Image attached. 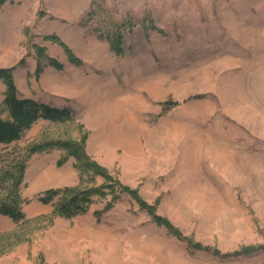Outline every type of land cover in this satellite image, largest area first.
<instances>
[{"label":"rangeland","instance_id":"obj_1","mask_svg":"<svg viewBox=\"0 0 264 264\" xmlns=\"http://www.w3.org/2000/svg\"><path fill=\"white\" fill-rule=\"evenodd\" d=\"M83 1L80 13L56 11L57 0L26 3V14L17 1L0 7V68L20 62L21 96L74 111L0 144V161L84 133L90 158L175 231L127 194L99 219L109 198L83 215L55 214L38 194L103 180L80 176L73 158L58 166L53 149L27 161L24 220L0 216V264H264V0ZM35 45L61 67L36 75ZM4 89L0 81V103ZM166 100L179 105L163 113Z\"/></svg>","mask_w":264,"mask_h":264},{"label":"trees","instance_id":"obj_2","mask_svg":"<svg viewBox=\"0 0 264 264\" xmlns=\"http://www.w3.org/2000/svg\"><path fill=\"white\" fill-rule=\"evenodd\" d=\"M7 1L9 0H0V7ZM44 39L59 44L71 63H80L72 49L57 35L48 34L44 36ZM109 42L110 48L115 54L120 55L123 52V42L120 34L112 35ZM34 49L38 60L35 69L36 75L41 72L45 65H52L56 69L61 67L56 59L46 54L43 47L35 45ZM18 65H20V62L9 67L0 68V81L5 86L3 99L0 103V144H11L19 140L25 132L40 120L64 123L74 118V111L69 106H53L30 97L21 96L13 77L14 70ZM160 105L163 113H166L178 106L179 101L166 100ZM2 112L6 114L5 117L1 115ZM85 142L86 134L84 133L76 139H46L29 144L23 154H17L0 161V215L15 223L24 220L23 205L29 203V200L22 197L21 187L24 182L27 161L34 154L57 149L62 152L57 161L58 166L63 165L69 158H73L74 167L80 176H85L90 182H95L96 177H100L103 182L99 185L94 184L82 188H49L38 194V202L44 205H53L54 213L61 217L72 218L87 213L96 200L95 198L104 200L109 198L101 211L93 212L99 219L102 212L111 209L122 194H127L136 201L140 208L146 210L160 224L174 232L175 230L167 220L155 214L154 204L143 201L137 191L121 183L102 165L90 158L85 149Z\"/></svg>","mask_w":264,"mask_h":264},{"label":"crops","instance_id":"obj_3","mask_svg":"<svg viewBox=\"0 0 264 264\" xmlns=\"http://www.w3.org/2000/svg\"><path fill=\"white\" fill-rule=\"evenodd\" d=\"M11 1H17L18 3H20V7H22V10L20 14H26V5L28 4V6L32 7V2H34L35 6H37L38 4V0H11ZM36 1V2H35ZM11 3V2H9ZM27 3V4H26ZM8 4V2H6L4 5ZM28 8V7H27ZM86 10V3L85 1H78V3L76 5H67V0H57V6H56V11L60 12V13H69V12H83ZM15 18H14V23H18L19 19L18 16L19 14H14ZM1 216V215H0ZM4 217V216H2ZM7 218V217H6Z\"/></svg>","mask_w":264,"mask_h":264}]
</instances>
